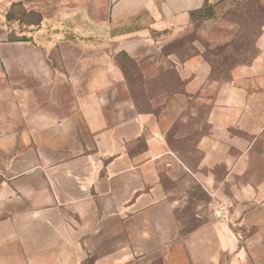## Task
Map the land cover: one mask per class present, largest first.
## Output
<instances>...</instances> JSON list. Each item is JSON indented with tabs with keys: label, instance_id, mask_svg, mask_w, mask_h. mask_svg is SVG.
<instances>
[{
	"label": "crops",
	"instance_id": "obj_1",
	"mask_svg": "<svg viewBox=\"0 0 264 264\" xmlns=\"http://www.w3.org/2000/svg\"><path fill=\"white\" fill-rule=\"evenodd\" d=\"M206 1L30 0L44 24L0 40V264H264V27L229 80L163 54ZM121 52L185 92L140 111ZM192 101L210 104L195 167L166 138Z\"/></svg>",
	"mask_w": 264,
	"mask_h": 264
},
{
	"label": "rangeland",
	"instance_id": "obj_2",
	"mask_svg": "<svg viewBox=\"0 0 264 264\" xmlns=\"http://www.w3.org/2000/svg\"><path fill=\"white\" fill-rule=\"evenodd\" d=\"M44 15L45 11L39 10V5L30 3V0L0 2V40L17 41L23 37L29 39L30 30L44 24ZM261 27H264V0H228L216 6L214 15L202 21L196 32L190 33L191 36H186L182 44L187 46L192 39L197 38L202 49L207 44L215 49L216 45L224 46L228 43L232 46V50L233 48L237 50L248 48L251 51L249 55H251L253 49L256 48V44L253 47L255 36ZM239 36L242 38L240 39ZM180 44L181 42L172 46L177 47ZM228 53L230 52L227 51L222 54L225 60L221 61L232 64L234 60L231 57L226 58ZM168 66L152 77H146L144 72H142L143 76L140 74L139 70L143 71L141 65L132 67L131 77L134 84V93L141 109L159 110L158 105L160 107L164 106V109L168 105L171 97L168 98L167 91L172 90L171 83L174 79L172 75L166 76L163 74L171 67L170 64ZM147 80H154L155 82L148 83ZM164 89L167 91H163ZM162 94L167 96L168 99L153 101L156 96ZM193 104L198 106L196 105L197 102ZM190 106L188 104L186 108H190ZM199 107V110L202 109L203 113L204 107L202 105ZM173 124L168 129L172 138H174ZM181 130H177V133H180Z\"/></svg>",
	"mask_w": 264,
	"mask_h": 264
},
{
	"label": "trees",
	"instance_id": "obj_3",
	"mask_svg": "<svg viewBox=\"0 0 264 264\" xmlns=\"http://www.w3.org/2000/svg\"><path fill=\"white\" fill-rule=\"evenodd\" d=\"M225 1H228V0H219L215 3L206 1L202 8L192 11L191 12L192 31L176 38L171 43H169L163 50L164 55H169L170 53H174L177 55L179 60L182 62L187 60L188 58H191L194 55L202 54L211 65V81H214V82L229 80L231 78V70L233 68H235L238 65H243V64L248 65L252 63V61L255 59V57L259 53V48L257 47V41L263 32V27H261V29L257 32L255 36L253 47H255V44H256V48L255 50L253 49V52L251 55H249L251 51H249L248 48H244L241 50H237L236 48H233L232 50V46L228 43L224 46L216 45L215 49L211 48L210 44H207V45H204V49L201 52L194 45V42L198 40L197 38L192 39L188 43L187 46L185 44H182V41L184 40V38H186V36H191L190 33L196 32L200 23L212 17L214 15L216 6L220 5L221 3ZM239 37L240 39L242 38L241 36ZM20 40H26V38L23 37ZM179 42H181V44L177 45V47L172 46L173 44L176 45V43H179ZM227 51L230 53L226 55V58L231 57L234 60V63L232 64H229L228 62H225V61H221V60H225L223 59L222 54ZM118 61L125 73L127 82L129 84V88L131 90V93L133 95V99L135 101L137 108L143 112H146V111L153 112L158 116L164 109V106L160 107V105H158L159 110H156V109L143 110L140 108L139 102L135 96L134 84H133V80L131 77V74H132L131 69L134 66L138 67L139 63L125 52H121L118 54ZM139 71H140V74L142 75L143 71H141V69ZM163 74L166 76L172 75L174 78L172 81L173 83H171V85L173 86L172 90L171 91H167L165 89L163 90V91H167L169 95L168 98L172 97L176 93L185 92L186 81L182 80L179 77L177 70L174 66H171L169 69L164 71ZM146 82L153 83L155 81L147 80ZM192 105L193 104L191 103L190 108H186L183 111L182 115H180L179 118L174 122L173 127H172L173 129L171 128L174 131L173 133L174 138L170 136L169 134L170 131L166 132V138L169 144L171 145V148L173 149V151L177 155H179L183 160H185V162H187L191 167H195L202 155L201 151L197 148L196 144L201 138V136L208 130V125L205 122L204 118H205L207 111L210 108V104L207 103V104L202 105L204 107L203 113H202V109L199 110L200 107L198 106L197 108L198 111L196 115H193L191 112ZM184 117H186L187 119H184ZM177 130H181L180 133H177Z\"/></svg>",
	"mask_w": 264,
	"mask_h": 264
},
{
	"label": "built area",
	"instance_id": "obj_4",
	"mask_svg": "<svg viewBox=\"0 0 264 264\" xmlns=\"http://www.w3.org/2000/svg\"><path fill=\"white\" fill-rule=\"evenodd\" d=\"M213 213L218 219L229 221L230 220V205L223 202H214Z\"/></svg>",
	"mask_w": 264,
	"mask_h": 264
}]
</instances>
